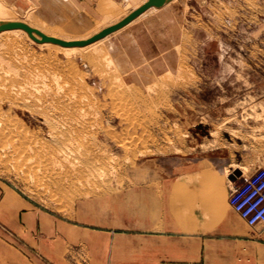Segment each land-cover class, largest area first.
<instances>
[{"label":"rangeland","instance_id":"374dc122","mask_svg":"<svg viewBox=\"0 0 264 264\" xmlns=\"http://www.w3.org/2000/svg\"><path fill=\"white\" fill-rule=\"evenodd\" d=\"M24 2H2L8 20L71 40L136 4ZM0 85V264H92V235L122 236L171 185L180 219L216 220L221 200L264 243L227 203L233 174L264 167V0H175L74 52L4 32ZM94 156L88 177L51 186L53 162Z\"/></svg>","mask_w":264,"mask_h":264},{"label":"crops","instance_id":"0c3cea01","mask_svg":"<svg viewBox=\"0 0 264 264\" xmlns=\"http://www.w3.org/2000/svg\"><path fill=\"white\" fill-rule=\"evenodd\" d=\"M173 190L171 185L163 203L149 202L147 210L142 206L136 218L126 215L122 236L92 235L88 242L92 264H264V243L247 236L221 200L216 220L198 218L196 211L180 219ZM180 195V206H189L188 192ZM5 251L10 250L0 241V254Z\"/></svg>","mask_w":264,"mask_h":264},{"label":"bare ground","instance_id":"6f19581e","mask_svg":"<svg viewBox=\"0 0 264 264\" xmlns=\"http://www.w3.org/2000/svg\"><path fill=\"white\" fill-rule=\"evenodd\" d=\"M1 1V0H0ZM130 1H132V2H135L136 4H135V6H134V9L135 8H137V7H139L143 2H145L146 0H140L139 2H138V0H130ZM173 1H175V0H171L169 3H171V2H173ZM169 3H167V4H165L164 6H166V5H168ZM164 6H162V7H164ZM161 7V8H162ZM29 9V8H28ZM133 9V10H134ZM155 9H160V8H154V7H151L150 9H148V10H146L144 13H142L141 15H139L138 17H136L134 20H132L129 24H131V23H133V22H135L136 20H138V18H140L141 16H143L146 12H148V11H151V10H155ZM29 12V11H28ZM115 13V8L113 9H106V11H105V14L107 15V16H112L113 14ZM118 13V12H117ZM126 16V15H125ZM7 17H8V12H7V10H6V8H5V6L2 4V2H0V22H18V21H10V20H8L7 19ZM111 18V17H110ZM116 19V18H115ZM122 19V18H121ZM121 19H119V20H121ZM107 20V19H106ZM112 20V19H111ZM119 20H116L115 22L113 21V23L112 24H114V23H116V22H118ZM22 23H24V24H26V25H28V26H30L31 28H34V29H36V27L34 26V25H32L31 23H28V22H22ZM129 24H127V25H129ZM111 25V24H110ZM126 25V26H127ZM126 26H124V27H126ZM124 27H122V28H124ZM122 28L121 29H119V30H117V31H115V32H113V33H116V32H118V31H120V30H122ZM36 30H38V29H36ZM38 31H40V30H38ZM4 32H12V33H19V32H22V33H24V34H26L27 36H28V34L25 32V31H23V30H21V29H12V30H6V31H2V32H0V34H2V33H4ZM41 32V31H40ZM51 32V34H47V33H43V32H41L42 34H44V35H46V36H49V37H53V38H57V39H59L58 37H56L55 35H57V34H55L54 32H52V31H50ZM34 35V37L35 38H37V39H39V36L38 35H36V34H33ZM29 37V36H28ZM107 37V36H106ZM30 38V37H29ZM86 38H88V37H81V38H78V39H72V40H83V39H86ZM105 38V37H104ZM31 39V38H30ZM103 39V38H102ZM102 39H100V40H102ZM60 40H64V41H72L71 39H60ZM99 41V40H98ZM98 41H95V42H98ZM95 42H93V43H91V44H94ZM41 44V43H40ZM43 44H45V45H54V46H58V47H60V48H62L63 50H65V52H74V51H76V50H78L79 48H83V47H62V46H59V45H56V44H52V43H42V45ZM91 44H89V45H91ZM89 45H87V46H89ZM12 47V44H10V43H8L7 44V46H6V49H10ZM85 47V46H84ZM119 47H117V49H116V46L114 47V49H116V50H119L118 49ZM121 51V50H120ZM122 53V52H121ZM21 89L22 88H20V87H18L17 89H16V91H17V93L18 92H20L21 91ZM5 91H6V89L4 88V86H1L0 85V94H3V93H5ZM51 139H53V140H55V141H57V139H59L58 138V135H56V133H50V136H49ZM90 152H91V150H90ZM93 152V151H92ZM80 153V152H79ZM88 153V152H87ZM61 154H63V152H61ZM83 155H84V153H82ZM90 154V153H89ZM94 154V153H93ZM96 154V153H95ZM87 154H85V156H86ZM84 156V157H85ZM96 156V155H95ZM94 156V158H89V157H87V159L86 160H84V161H86V162H80V164L79 165H75L74 164V162H72V161H64V162H61V161H55V162H53V164L54 165H57V167L58 168H56V169H58L57 171L58 172H56L57 173V176L56 177H54L53 178V181H51V186L52 187H55V188H61V187H63V185H65V188L68 186H72L74 183L72 182L73 180H74V178L75 179H81L82 177H83V173H85V172H87L86 173V175H87V177L89 176V174H90V172H92V170L94 169L93 167H94V165L97 163V161H100V159H98V158H96V157H99V156H96L95 157ZM83 159H85V158H83ZM102 159V158H101ZM78 162V161H77ZM101 163V162H100ZM97 165V164H96ZM101 165H102V163H101ZM100 165V166H101ZM237 169H240L239 167H235V170H237ZM104 174V173H103ZM92 175V174H91ZM101 175V174H100ZM101 177H103V176H101ZM90 178H91V176H90ZM101 179V178H100ZM103 179V178H102ZM90 180V179H89ZM88 180V181H89ZM101 181V180H100ZM104 181H105V179H104ZM82 187V186H81ZM68 190V189H67ZM5 200V199H4ZM9 202V201H8ZM4 206V205H3ZM13 206V205H12ZM11 209H12V207H11ZM234 218V217H233ZM237 219V218H236ZM234 221V220H233ZM236 222V221H235ZM237 223V222H236Z\"/></svg>","mask_w":264,"mask_h":264},{"label":"built area","instance_id":"2783aa9c","mask_svg":"<svg viewBox=\"0 0 264 264\" xmlns=\"http://www.w3.org/2000/svg\"><path fill=\"white\" fill-rule=\"evenodd\" d=\"M227 203L246 225L264 230V167L233 174Z\"/></svg>","mask_w":264,"mask_h":264},{"label":"water","instance_id":"95a60500","mask_svg":"<svg viewBox=\"0 0 264 264\" xmlns=\"http://www.w3.org/2000/svg\"><path fill=\"white\" fill-rule=\"evenodd\" d=\"M170 1L171 0H146L139 7L130 11L118 22L101 29L99 32L83 40L64 41L57 38L49 37L22 22H0V32L12 29H21L25 31L28 36L37 43H52L62 47H84L121 29L151 7L161 8ZM33 34L38 35L39 39L35 38Z\"/></svg>","mask_w":264,"mask_h":264}]
</instances>
